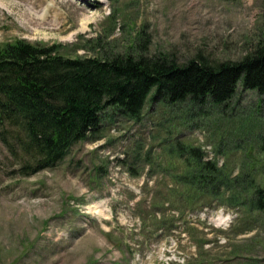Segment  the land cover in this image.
Returning a JSON list of instances; mask_svg holds the SVG:
<instances>
[{
  "label": "rangeland",
  "instance_id": "obj_1",
  "mask_svg": "<svg viewBox=\"0 0 264 264\" xmlns=\"http://www.w3.org/2000/svg\"><path fill=\"white\" fill-rule=\"evenodd\" d=\"M112 8L116 28L105 38ZM139 31L148 54L181 62L198 53L211 61L239 59L264 42V0H0V42H60L71 53L74 44L100 35L102 44L123 52ZM259 96L238 88L218 106L227 120L214 121L211 113L208 123L196 121L204 124L199 129L183 124L182 112L165 114L160 102L147 101L138 121L109 106L98 136L29 175L0 139V264H264V210L234 215L204 198L180 215L165 202L168 175L154 165L164 163L165 140L199 145L213 156L220 134L230 139L253 130ZM205 106L216 109L209 100ZM240 156L232 152L229 163Z\"/></svg>",
  "mask_w": 264,
  "mask_h": 264
},
{
  "label": "trees",
  "instance_id": "obj_2",
  "mask_svg": "<svg viewBox=\"0 0 264 264\" xmlns=\"http://www.w3.org/2000/svg\"><path fill=\"white\" fill-rule=\"evenodd\" d=\"M114 16V10L107 16L105 38L113 32ZM144 41L132 36L119 52L99 43V36L89 37L81 47L93 54L86 56L67 53L61 43L0 42V136L24 158L21 172L50 166L74 143L97 134L108 105L138 121L147 101L160 102L165 110L182 112L187 125L197 126V120L211 113L214 121L227 120L218 106L227 104L238 88L264 95L263 41L239 59L211 61L198 53L184 62L160 51L148 54ZM207 100L215 110L205 106ZM255 108L258 124L253 130L246 127L243 135L217 138L218 154L228 158L230 150L242 152L233 165L181 140L163 141L169 157L164 169L180 162V172L170 174L177 195L213 198L248 215L264 210V97Z\"/></svg>",
  "mask_w": 264,
  "mask_h": 264
}]
</instances>
